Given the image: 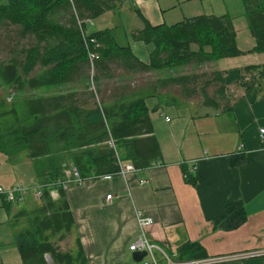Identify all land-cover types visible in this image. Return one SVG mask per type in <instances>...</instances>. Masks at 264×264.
Masks as SVG:
<instances>
[{
    "label": "crops",
    "instance_id": "0c3cea01",
    "mask_svg": "<svg viewBox=\"0 0 264 264\" xmlns=\"http://www.w3.org/2000/svg\"><path fill=\"white\" fill-rule=\"evenodd\" d=\"M202 1L142 0L133 5L152 25L168 24L167 20L185 19L192 14H230L226 6L225 11L214 13V9H207ZM108 12L113 11L93 21ZM134 12L130 32L143 26L140 16ZM231 17L234 25L235 17ZM109 22L103 29L114 28L112 33L118 44H128L132 53L148 65L153 45L131 37L132 44L120 43L116 35L120 26H113L112 18ZM247 38L246 45L240 46L236 31V43L242 51L255 45L251 32ZM225 58L222 63L210 61L208 66L224 74V82L229 86L228 112L203 104L198 89L187 95L180 85H176L178 92L173 95L176 101L165 95L161 103L154 84L148 83L145 76L156 70L136 71L110 65L107 74L111 77L114 70L119 78L133 75V92L126 90L127 84H115L114 88H120V92L131 97L144 96L161 159L126 177L118 174L109 178L90 176L80 184L63 188L74 219L70 233L58 241L63 250L74 252L79 239L86 264H134L129 245L137 237L135 215L141 211L153 219L147 228L149 240L169 252L188 242L199 243L207 256L264 251V137L261 139L258 134V129L264 128V88L243 90L233 85L239 79L242 66L264 63V52ZM85 81L78 76L57 86L82 84L66 93L80 92L85 91ZM206 91L212 95L213 85ZM110 92H104V103L111 101ZM38 166L39 162L29 158L26 150L0 151V185H38L35 168ZM191 166L195 169L188 172ZM189 175L194 181H189ZM143 179L146 182L140 184L139 180ZM110 193L113 195L107 201L105 196ZM50 194L54 200L58 199L56 188ZM236 201L244 204L246 220L235 229L214 228V219L224 213L227 204ZM38 206L26 200L9 203L0 198L1 264H21L15 237L20 230L29 227L31 213ZM57 238L55 235L52 240ZM45 259L47 264H53L48 255ZM218 264H264V254Z\"/></svg>",
    "mask_w": 264,
    "mask_h": 264
},
{
    "label": "trees",
    "instance_id": "16d2710c",
    "mask_svg": "<svg viewBox=\"0 0 264 264\" xmlns=\"http://www.w3.org/2000/svg\"><path fill=\"white\" fill-rule=\"evenodd\" d=\"M123 1L7 0L0 4V25L9 21L19 25L21 37H33L29 45L16 53L18 57L14 55L0 64L1 82L23 89L25 86L50 87L78 76L89 81L88 49L99 54L94 60L93 80L109 73L110 65L136 71L160 70L176 62L202 64L220 57L264 52V0H241L255 39V45L248 51L238 48L229 14L202 13L172 24L152 25L135 8L143 26L130 32V37L153 45L148 65L140 61L129 46L118 44L112 33L114 28L81 34L78 21L85 25L86 20L93 21L107 11H115ZM60 12L64 13L63 21L57 22L53 17ZM91 39L99 46L95 47ZM38 66L40 71L30 75ZM239 72L234 86L257 91L264 88V63L242 66ZM223 75L222 71H212L208 78L206 74L180 75L159 82L179 84L189 95L195 88L188 85H195L202 78L198 96L203 104L228 112L229 86ZM209 85L214 87L212 95L206 91ZM118 89L111 90V101L107 103L96 101L93 92L83 100L81 95L84 96L85 91L27 98L23 105L25 115L4 134L0 132V151L26 150L29 158L39 162L35 167L36 176L38 184L44 185L39 206L31 213L29 227L20 230L15 237L21 264H47L45 255L53 264L87 263L79 239L74 252L63 250L58 243L70 233L74 223L63 188L51 185L62 175L65 166L73 164L81 176L96 178L117 174L118 159L129 161L137 169L161 159L144 96L131 97ZM110 138L114 148L108 145ZM183 170L185 173L186 169ZM188 179L194 181L191 175ZM55 188L59 194L56 200L50 194ZM246 217L244 204L232 202L214 219L213 227L235 229ZM55 235L58 238L52 240ZM178 251L185 258L206 256L197 242L185 243Z\"/></svg>",
    "mask_w": 264,
    "mask_h": 264
},
{
    "label": "rangeland",
    "instance_id": "374dc122",
    "mask_svg": "<svg viewBox=\"0 0 264 264\" xmlns=\"http://www.w3.org/2000/svg\"><path fill=\"white\" fill-rule=\"evenodd\" d=\"M7 0H0V4H5ZM202 4L207 9H214V13H221L225 11V6L229 13L235 17L234 18V27L237 31V41L240 46H245L247 42V36H250V30L248 26V20L244 12V7L241 0H203ZM209 7V8H208ZM136 7L133 5L132 0H124L121 7L118 10L113 11L112 13L108 12L102 15L98 20L87 22L85 25H82V22L78 21L79 29L85 32V35L89 33L103 29L104 27H108L110 25L109 19H113V26L118 24L120 26L117 37L120 43H127V41L132 44V40L130 39V27L133 23L134 18V10ZM207 12H211L210 10H206ZM63 12H60L58 16H54L53 18L57 22H62ZM229 14V15H230ZM195 16V14H192ZM191 15V16H192ZM198 15V14H196ZM230 15V16H231ZM169 19V18H167ZM183 20L182 18H178L176 20H167L166 23L172 24ZM106 23V25H104ZM19 25L12 24L9 21L4 22L0 25V64H4L8 60L11 59L12 56L15 57L19 54L18 53L22 47L29 45V43L33 40L32 36L27 35L25 37H21L19 34ZM23 44V45H22ZM128 45V44H127ZM193 48L196 46L193 44ZM152 51V50H151ZM149 52V58L150 53ZM15 53V54H14ZM247 53H254V52H247ZM226 58L220 57L216 59V62L222 63ZM41 67H36L31 72L32 74H37L40 71ZM212 70L208 66V62H204L202 64L196 63H178L176 62L172 66L156 71H151L150 73L146 74V79L148 83L154 84V90L157 95L160 96L161 103L164 102L163 97L168 95L169 99H173L174 101L177 100V97L173 98L178 92V89L175 83H168L162 84L159 80H167L171 77H176L180 75H203L206 74L208 78L211 74ZM113 77L110 74H103L97 80H93L91 83L90 78L89 81H85L84 88L86 94L81 98L84 100L88 96H90V92L94 93V99L96 101L103 100L102 97L105 96L104 92H108L115 87V84H127L126 90L128 92L134 91L135 87H133L132 79H134L133 75L127 74L123 77H118V72L116 70L113 71ZM117 75V76H116ZM143 82V81H142ZM202 83V78H199L198 82L194 84L188 85L189 88H195L196 90L200 88ZM82 84H65L61 86L55 85L54 87H38V88H30L25 86L23 89L17 88L15 85H5L0 80V132L5 133L7 129L11 126L16 125L17 121L25 115L24 112V101L30 97H48L50 95H54L57 93H66L68 90L79 88ZM166 87V88H164ZM181 89V87H180ZM209 89V88H208ZM210 92V90H209ZM167 98V99H168ZM198 98V97H197ZM166 99V100H167ZM195 99V98H193ZM181 102V101H179ZM6 140V139H5ZM22 185L26 186L24 183ZM31 187V191L26 198V202H30L32 204H39L40 200L35 199L33 195L38 190V185L29 186ZM169 252V250H167ZM50 258V257H49Z\"/></svg>",
    "mask_w": 264,
    "mask_h": 264
},
{
    "label": "built area",
    "instance_id": "2783aa9c",
    "mask_svg": "<svg viewBox=\"0 0 264 264\" xmlns=\"http://www.w3.org/2000/svg\"><path fill=\"white\" fill-rule=\"evenodd\" d=\"M142 0H133V3H137ZM87 22H92L91 20H86ZM81 34L85 36V32L81 29ZM87 44V42H85ZM91 43L95 45V47H98V42L95 41V39H91ZM99 54L96 51L89 50L88 49V60L91 66L90 70V81L93 82V65L94 60L98 58ZM258 134L261 139L264 137V128L258 129ZM108 145L111 148H114L113 140L110 138L108 141ZM118 158V157H117ZM119 164V170L117 172L118 175H121L123 177H126L128 174L134 173L138 169L133 166L130 162H123L118 159ZM156 163L152 164L155 165ZM195 169L194 166H191L188 169L189 171H193ZM187 173L185 172V175ZM105 178H109L111 176H104ZM86 177L81 176L78 168L73 165L69 164L68 166H65L63 169V173L61 176L56 178L54 182L51 183V185H57L61 188H67L68 185L76 183L80 184L82 183ZM146 180H139V183H145ZM44 185L38 184V190L34 194V197L37 199H41L42 197V189ZM31 191V187L24 186L20 183H16L9 187H4L0 185V198L5 200L9 203H17V202H24L28 196V194ZM113 194H107L105 196V199L109 201L111 199ZM136 222L138 225V234L136 239L133 243L129 245V249L131 251H144L145 255L141 258L140 261L136 262L134 264H218L223 262H229L234 260H242L253 256H258L264 254V251H247V252H238L233 254H223L218 256H203V257H194V258H185L181 257L179 251L173 250L170 252H167L160 246L153 244L148 236H147V228L153 223V219L141 211L136 212Z\"/></svg>",
    "mask_w": 264,
    "mask_h": 264
},
{
    "label": "water",
    "instance_id": "95a60500",
    "mask_svg": "<svg viewBox=\"0 0 264 264\" xmlns=\"http://www.w3.org/2000/svg\"><path fill=\"white\" fill-rule=\"evenodd\" d=\"M145 255L144 251H134L132 254V258L134 261L138 262Z\"/></svg>",
    "mask_w": 264,
    "mask_h": 264
}]
</instances>
